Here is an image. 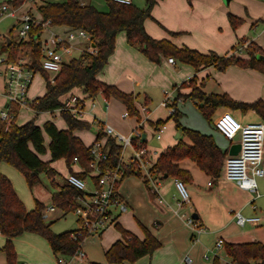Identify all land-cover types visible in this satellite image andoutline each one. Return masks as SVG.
I'll return each instance as SVG.
<instances>
[{
    "label": "crops",
    "instance_id": "crops-1",
    "mask_svg": "<svg viewBox=\"0 0 264 264\" xmlns=\"http://www.w3.org/2000/svg\"><path fill=\"white\" fill-rule=\"evenodd\" d=\"M3 2L13 5L10 0H3ZM80 2L83 5H92L102 12H107L108 10L106 4L104 5L105 8L99 6L98 0H80ZM138 2L140 5L139 7L144 6V4L142 6L140 0H138ZM40 4L41 3H36L35 5H31L30 8H28L26 4H20L15 7L20 10V7L23 8L26 6L32 12L33 9H37ZM230 14L241 19V22L235 28L231 26L229 21L228 16ZM33 15L35 16V13H33ZM15 18L17 23L12 28H16L19 24L18 16L16 15ZM54 27L52 26L51 28ZM144 28L152 38L166 39L178 48L186 47L205 54L213 51L218 55H225L234 52L237 56L247 58L248 55L245 52L238 50L232 51V48L238 45L240 39H245V44L252 42L264 50V0H157L151 9L150 17L144 20ZM9 32H12V29H10ZM41 33H45V30ZM7 37L9 39H14L12 36H0L1 52H4L2 46L4 42L7 41ZM41 37H43V35ZM17 39L14 40L17 41ZM84 43L85 42L80 43L79 47H77L79 49L77 56L81 54V51L87 48V46H85L86 43ZM169 57H172L175 63L168 62L167 59ZM36 73L39 72H35V74ZM101 74L103 77H101ZM96 77L102 82L114 85L122 92L134 94V107L137 112L136 114L129 113L127 118H122L121 114L127 111V108L121 101L109 97L107 98L106 107L103 100L105 98L101 92L94 96L87 97L81 89H71L69 93L76 94L84 100L85 113L83 116L76 118L87 121L90 124L89 128L92 124L97 126L92 142L97 139L99 131L103 133L102 127L104 124H109L119 132L128 133L136 124L140 104H144L149 108L148 121L143 130L146 134V138L151 140L153 137H151V139L149 138L147 127L151 129V135L154 136L153 129L156 125V121H164L165 130L169 119H171L169 116L157 115L153 118L151 116L153 111L155 112L163 107L160 104L163 98L160 101L158 100L161 97V91L164 92L166 88H172L173 93L172 95L170 94V98H172L179 113H182L178 104L180 101H185L186 98H188L185 97L184 94L189 93L192 87H179V85L191 78H194L196 86L200 87L202 91L207 94L225 93L233 100L242 102H253L259 99L264 101V74L255 69L242 68L238 65L231 64L223 70L218 69L214 65L201 66L196 70L191 64L180 62L174 56L165 55H161L159 60L154 62L148 59L138 48L130 45L126 40V35L123 31L117 33L114 50ZM0 79L2 86L0 97H4V99H1L0 101V109H3V107H8V103L5 98L3 75H0ZM43 84L44 88L41 95L45 92V80ZM155 89H158L160 92L158 97L154 95ZM68 94L64 95L62 99L64 100ZM98 96L100 99L97 101ZM180 96L183 97L180 98ZM33 97L36 98L37 96ZM162 97H164L163 94ZM112 103L116 104L114 105L116 109L119 108V121L109 111L111 106L112 108L114 107ZM22 108L25 109L26 112H31L32 116H34L33 114L38 115V113H40H36L27 107H18L17 117ZM42 112L50 113L55 117V112L60 113V110L57 108L51 111ZM60 116L62 117L61 114ZM17 117V124H23L29 120L26 119L17 122ZM42 120L44 122L51 120L58 128H67L64 119L63 121L66 128L59 126L52 118L46 117ZM181 120L182 118L180 117L179 121L182 125L190 127ZM218 120H222L229 128H236L250 122L263 121V119L253 110L243 112L240 109H231L225 106L217 107L211 117L210 124L213 131L210 135L213 136L217 145L226 152V157L230 155V152L235 151L233 147L239 143V133H237L231 140L228 139L215 126V122ZM120 121L122 124L123 121L127 122V125L122 126ZM171 122V126H169L167 133L165 134L164 130L161 133L159 140V145H162L161 147L163 148L161 152L166 147L172 146L179 139H182L180 138L182 135L179 132L175 134L177 136H175L174 139L173 135L174 132H176L175 122ZM35 123L42 126V124L37 121ZM89 128L77 129L73 132L74 135L79 137L86 146L91 145L92 142H85V133H78V131L88 130ZM190 128L195 129L196 127ZM101 139L105 141L106 137L103 135V138ZM48 140L49 139H47V144ZM161 140H164L163 144H161ZM182 140L188 142L186 137ZM161 152L158 151L157 156ZM178 165L180 168L187 170L191 175V181L185 183L189 195V202L182 207L177 206L176 200L178 194L174 184L175 179L169 176L162 178L159 182V192L165 203H158L155 197L149 193V197L147 195L148 202L154 206V208L152 207L154 213L149 217H146L139 212L137 209L136 197L131 190L121 186L122 181L125 178L120 182L118 192L120 197L125 201L127 207L126 210L122 212L126 217L121 215L122 213L118 214L114 225L109 227L110 230H115L113 233L109 231L110 234L107 235V237L104 236L103 243L108 241L103 248L104 252L116 240L121 238V234L116 228V224L134 233L141 239L144 237L142 227H145L160 242V247H158L152 254L140 257L135 264H190L191 261L187 263L185 258L183 259L185 253H201L203 248L210 245V243H213L212 245H214L217 238H223L224 244L247 243L254 241L264 244V187L261 188L262 190L260 192L257 181V179L261 177L256 178L259 196L255 197L253 193L241 189L234 181L226 179L223 175V167L219 177L211 178L204 171L200 170L196 163L190 159H182L178 162ZM262 165L264 166V144ZM72 170L73 172L84 171L77 162L72 164ZM0 172L9 178L15 193L23 202L26 210L29 211L33 209L36 200L41 202L44 206L52 204V194H47L44 196L46 198H43L42 200L34 198V206L32 207V203L26 199L27 196L21 191V188L18 186L16 187L15 182L20 185L21 179H19V175H16L13 172L11 166L1 161ZM68 172L71 173L69 170ZM65 178L62 184H66ZM86 178L88 179L89 177ZM51 179L56 186V189L54 190L56 192L59 189L58 187L62 184L55 182L54 176ZM208 182L211 184L208 185ZM29 190L33 193V189ZM250 202L255 205L257 204L256 208H252ZM57 211L58 213H56ZM234 211H239L247 216L257 215L260 217V220L256 225L247 223L244 226H239L233 216ZM52 213L53 215H51ZM68 213L71 212L65 213L63 210L55 206V209L50 213L51 216H49V218L51 217V220H56ZM188 216H192L196 219L204 229L197 235V240L195 241H192L193 231L189 225L186 224ZM129 218H134L136 223L134 224L133 220L129 223L127 221ZM246 225H248L246 230H240L241 227H245ZM107 230L108 228L98 235L106 234ZM187 237H190L192 241L191 246L186 244L181 249H177L179 248L178 243L180 241L186 242ZM204 237H207L208 240L210 239L211 242L206 243L208 240L205 242L203 239ZM201 238L202 240H200ZM12 242L16 248L17 261L19 264H57V256L52 252L50 246L48 247L49 244L47 245L37 233L23 232L13 237ZM4 243L5 238L0 234V264H6L5 254L1 251ZM86 261L87 264L90 262L96 263L95 261H89L87 255ZM217 262L215 261V263L219 264L218 259ZM124 264H127V262Z\"/></svg>",
    "mask_w": 264,
    "mask_h": 264
},
{
    "label": "trees",
    "instance_id": "trees-1",
    "mask_svg": "<svg viewBox=\"0 0 264 264\" xmlns=\"http://www.w3.org/2000/svg\"><path fill=\"white\" fill-rule=\"evenodd\" d=\"M23 0H10L14 6H19ZM157 0H144V6L139 7L133 2L121 4L113 0H105L108 7L107 12L99 11L92 5H83L80 0H64L62 2H44L38 5L37 10L43 20L49 19L51 26H62L66 29H83L91 38L93 51L84 50L78 57H73L62 63L60 71L49 80L40 64L41 26L32 27L28 32V39L16 41L10 38L3 44V50L9 61H14L18 54L29 50V66L39 72L45 80V92L32 100V108L35 112L51 111L61 107L62 98L71 89H81L87 97L101 92L105 98L113 97L121 101L130 114H136L134 107L135 95L125 93L114 85L107 84L97 79L98 72L106 64L108 57L114 50L115 38L118 32L123 31L127 42L138 48L148 59L157 62L161 55L174 56L180 62L188 63L198 70L201 66L214 65L220 70L231 64L242 68H252L264 74V50L257 44L240 39L238 44L243 46V52L248 56L242 58L233 53L218 55L210 51L201 53L190 48H178L166 39H154L148 35L144 28V20L150 17L151 9ZM231 26L235 28L241 19L229 15ZM245 44V45H244ZM236 51V46L232 48ZM179 87H192L189 93L184 94L198 104V108L204 118L211 122L214 111L219 106L231 109H240L243 112L255 111L264 121V101L253 102L236 101L227 94H207L195 84V79L182 82ZM201 104V105H199ZM175 105V103H174ZM8 109L14 117L7 129L4 122L0 120V162L3 161L16 167L24 176L29 189L39 182V174L45 172L49 178H53L55 170L50 166L51 162L64 159L68 170L80 177L86 178L89 169V146L83 144L81 139L74 135V130L87 129L89 123L72 116L68 111L61 110L66 129L58 128L53 121H45L42 126L37 125L34 120L23 124L16 123L18 107L8 104ZM175 122L176 130L188 139L185 142L179 139L174 145L166 147L155 159L153 170L159 178L163 175L181 180L184 184L191 181L190 173L179 167L178 162L182 159H190L196 163L198 168L211 178L220 176L226 152L222 150L210 134L184 126L179 121V111L169 115ZM157 124H165L164 121H156ZM44 135L48 136V144L45 145ZM99 131L97 138H103ZM109 145L108 161L115 164L117 161L116 151L119 146L113 138L105 140ZM140 145L146 141L137 139ZM48 151L49 160H43L42 155ZM77 163L84 171L73 172L72 164ZM130 175L142 177L140 171L132 169L125 170L123 178ZM95 181V178H93ZM147 184L146 179H143ZM52 193V204L63 212H70L76 205L78 197L82 192L74 186L66 183L58 187ZM44 205L35 201L31 210H26L23 202L14 191L11 181L0 172V234L5 238L1 248L6 257V264H18L17 255L12 238L23 233L33 232L43 236L52 252L58 255H70L82 245L87 237L85 232L72 237L76 229L56 233L51 230L50 224L42 218ZM196 220V219H195ZM121 238L116 240L104 255L109 263L113 264H135L144 255L152 254L160 242L145 227H142L144 237L141 239L134 233L116 224ZM224 251L227 257L236 264H264V244L258 241L247 243H225ZM252 262V263H251ZM89 264H99L90 262Z\"/></svg>",
    "mask_w": 264,
    "mask_h": 264
},
{
    "label": "built area",
    "instance_id": "built-area-1",
    "mask_svg": "<svg viewBox=\"0 0 264 264\" xmlns=\"http://www.w3.org/2000/svg\"><path fill=\"white\" fill-rule=\"evenodd\" d=\"M55 2L56 0H23L22 4ZM121 4H131L132 0H113ZM17 7L6 3H0V19L3 16L15 17ZM19 24L15 31L20 37L17 41L24 40L28 35L29 30L35 26H41L43 29H51L49 19L37 20L31 11L18 15ZM49 35L41 40V68L46 73H53L49 77L53 81V77L60 71L63 62L67 61V57H71L73 52L72 41L80 38L88 45L85 50L92 52L94 49L91 44L90 35L83 29H65L64 35L55 31L49 30ZM84 51V50H83ZM7 54L0 51V75L4 77L5 98L8 104L18 105L19 108L27 107L33 110L32 100L27 98V91L32 82L34 71L30 66V59L25 60L22 56H17L14 61L7 59ZM168 62L175 63L172 57H169ZM164 97L161 105L167 108L169 115L175 113L176 106L170 98L168 91L163 92ZM105 98V97H104ZM107 107V98L103 99ZM93 105V103H92ZM60 111H68L74 117H81L85 113L84 100L76 94L69 93L62 101ZM34 111V110H33ZM35 112V111H34ZM37 113V112H36ZM149 108L146 105L140 104L139 114L136 124L128 133H122L115 130L109 124H104L102 131L104 137L113 138L119 146L116 151L117 161L115 164L109 163L108 152L109 145L101 138L95 139L89 147V169L86 171L87 178H80L72 173L66 177V183L74 186L82 192V196L78 197L76 205L70 209V212L76 217L77 227L76 232L72 233V237L81 235L85 232L88 235L99 234L104 230L113 226L116 222L117 215L126 210L125 201L120 197L118 186L124 179L125 170L132 169L140 171L142 178L146 179L149 187L148 191L152 194L158 203H165L159 192L160 178L156 171L153 170L155 159L149 147H154L149 144V139L146 138V144L140 145L137 139L142 140L144 127L148 121ZM129 112L125 111L121 114L122 118H127ZM14 117L10 109L5 108L0 110V120L4 122L7 129ZM215 126L228 138L232 139L239 133V150L235 155H228L223 163V175L226 179L234 181L241 189L247 190L259 196L257 190L256 178L264 176V166L262 165L263 144H264V122H250L240 125L236 128H229L222 120L215 122ZM164 124H157L154 127V136L152 139L160 140L161 133L164 130ZM74 162H77L74 159ZM95 178V181L93 180ZM92 179V180H91ZM178 198L176 204L182 207L189 202V195L185 184L178 179L174 180ZM208 185L211 183L208 182ZM252 208L256 205L250 202ZM55 209L53 204L45 205L42 209V218L45 220L50 213ZM233 216L239 226L245 224H258L260 217L257 215H243L239 211H234ZM186 224L193 231L192 241L197 240V235L204 229L192 216H188ZM85 240V239H84ZM224 247V239L217 238L214 243L215 249ZM85 252L81 245L76 251L70 255H58L56 258L57 264H87L85 263ZM185 261L189 263L191 259L185 257ZM252 263V262H251ZM225 264H236L233 261Z\"/></svg>",
    "mask_w": 264,
    "mask_h": 264
},
{
    "label": "rangeland",
    "instance_id": "rangeland-1",
    "mask_svg": "<svg viewBox=\"0 0 264 264\" xmlns=\"http://www.w3.org/2000/svg\"><path fill=\"white\" fill-rule=\"evenodd\" d=\"M62 1H64V0H56L55 2H62ZM140 1L142 2V6H143L144 0H140ZM1 2H3V0H0V3ZM98 2H99L98 3L99 6H101L102 8H105V6H104L106 4L105 0H98ZM132 2L134 4L140 6L138 0H132ZM25 4L28 8H30V6H31L30 3H25ZM26 6L23 8L20 7V10H18V8H17L16 15L18 16L21 13H25V12L30 11ZM32 12L35 13V17L37 20L42 19L40 13L38 12V10L36 8H34ZM16 23H17V20L15 17L3 16L0 19V36H12L14 39L20 38L17 35V32L15 31L16 28L15 27L12 28L13 26L16 25ZM10 29H12V32H9ZM49 30L55 31V32L60 33L62 35H64V31H65L64 27H62V26H55L54 28H51ZM49 30L46 29L45 33L40 34L41 40H44V38L49 35V33H50ZM42 35H43V37H41ZM27 39H28V35L25 37L24 40H27ZM80 43H83V40L80 38H77L74 41H72L71 45H75L76 47L73 46V52L71 53L72 55H71V57L66 58L67 61L73 57H78L77 55H78L79 49L77 47H79ZM85 46H87V48H88L87 44H85ZM236 50L243 51V46L241 44L236 45ZM82 52L83 51H81V53ZM29 53L30 52L28 49H24L18 54V56H22V57H24L25 60H29L30 59ZM48 75L50 77L51 75H53V73H49ZM101 77H103L102 74H101ZM43 83H44V78L42 77V75L40 73H36L32 79V82L29 86V89L27 91V98L29 100H32L34 98L33 96H39L42 94V91L44 88ZM1 87L2 86H1V79H0V90H1ZM164 91H168L169 94H171V95L173 93L172 88H166ZM162 94H163V91H161V97H160V99H158L159 101L163 98ZM154 95L157 97L160 95V92L158 91V89H155ZM181 97H183V96H180V98ZM1 99H4V97L3 98L0 97V101H1ZM99 99L100 98L98 96L97 101ZM110 104H111V102H110ZM112 104H113V106L116 105L114 103H112ZM16 106L19 107L18 105H16ZM178 106L182 112V113H179V120L181 117L182 118L181 121L185 124H188L190 127H196L195 129H197L203 133H206V134L212 133L213 129H212V126L210 124L211 122H208L204 118V116L202 115V113L200 112V110L198 108V104H196L195 101L191 100L190 98H186L185 101H180ZM153 107H152V109H153ZM3 109H5V108L3 107ZM110 109H109V111L118 120L119 119V117H118V112H119L118 109L119 108L116 109L115 106L113 108L111 106ZM33 115L34 116H32L31 112L30 113L26 112L25 109L22 108L19 111V114L17 117V122H21L23 120L29 119V120H34V122L37 121L38 123L43 124L44 121L42 119L48 117V118H52L59 126L66 128V125H65L62 117L60 116L59 112H55V117H53L50 113H46V112H40V113H38V115H36V114H33ZM157 115H162V116L167 117V116H169V112H168L167 108L162 107V108H159L158 110H156L155 112L153 111V113L151 114L152 118L154 116H157ZM29 120H27V121H29ZM171 121H174V120L172 118L169 119L168 125H166L167 128L164 130L165 134L169 130V126H171V123H172ZM120 124L122 126H125V125H127V122L123 121V124H122L120 121ZM147 126H148V124H147ZM147 129L149 132L148 133L149 138L151 139V137H153V135H151L152 131L149 127H147ZM95 130H97V126L95 124H92V126L88 130L78 131V133L84 132L85 133V136H84L85 142L90 143L93 140ZM177 132H178L177 130H176V132H174V135H173L174 139L176 136L175 134ZM173 137H172V140H173ZM180 138L183 139L184 137L181 136ZM47 139H48V137H47V135H45V145H47ZM163 142H164V140H161V144H163ZM161 146L159 145L157 147L156 146L149 147L150 150H152V151L156 150V153L153 154L154 159L157 158V152L158 151L161 152V150L163 149ZM42 158L44 160H49V152L46 151L42 155ZM50 165L55 170V175H54L55 182L62 184L64 182V178L67 177V175L69 174L68 168L65 164V160L64 159L54 160L51 162ZM9 166H11V168L13 169V172L16 175H19L18 177H19V179H21V184L18 185V183L15 182V185H16V187L18 186L21 188V191H23L25 196H27L26 199L32 203V207L34 206V198H38V199L42 200L43 198H46V197H44L45 195L52 194L53 191L56 189V186H55V184H53L52 179L49 178L45 172H41L39 174V182L32 188L33 193H31L22 173L16 167H14L12 165H9ZM257 181L259 184V191L261 192V190H262L261 188L264 187V177L258 178ZM121 186L123 188L130 189L131 192L134 194V196L136 197V200H137L136 201L137 202V209L139 210V212L142 215L149 217L152 215V213H154V211H153L154 206H152V204L149 203L148 199H147V195L149 197V192H148L149 187L147 184H145L142 177H138L136 175H130L128 177H125V179L122 181ZM138 202H139V204H138ZM53 213L51 215H53ZM56 213H58V211ZM51 215H49V216H51ZM121 215L126 217V215H124V213H122ZM131 220L134 221V224L136 223V220L134 218H129L127 221L130 223ZM44 221L46 223L50 224V228L54 232H61L63 230L73 229V228L77 227L76 218L71 213H68L64 216H61L56 220H51V217L50 218L48 217ZM247 227H248V225H246L245 227H241V228L239 227V228H240V230H244V229L246 230ZM114 230L113 229L110 230L108 228V230L106 231V234H103V235L92 234V235H88L85 238V240L83 241V243L81 245V248L85 252V255H87L89 261H95L96 263H99V264H113V263L107 262V260L104 256V249L103 248L105 247V245L107 244L108 241L107 242L105 241L106 243L105 242L103 243V240H104V236L107 237V235L110 234L109 231H111V233H113ZM202 235H201V237H202ZM38 236L41 237L46 242V244L48 245L47 240L43 236H41L39 234H38ZM111 238H112V236H111ZM203 239L205 242L208 240L207 237H204ZM200 240H202V238ZM210 242H211V240L209 239L206 243H210ZM186 244L188 246H191L192 241H191L190 237H187L186 242L180 241L178 243L179 248H177V249H181ZM212 244L213 243H210V245L203 248L201 253H185L183 259L185 257H189L191 259L190 264H203V263L204 264L205 263L217 264L218 263L217 259L219 261V264H225L226 262H229L230 258H228L226 256L225 251H224V247H222L220 249H215L214 245H212ZM48 247H49V245H48ZM15 251H16V248H15ZM215 261L217 263H215ZM17 263L19 264L18 261H17ZM85 263H87L86 258H85Z\"/></svg>",
    "mask_w": 264,
    "mask_h": 264
},
{
    "label": "water",
    "instance_id": "water-1",
    "mask_svg": "<svg viewBox=\"0 0 264 264\" xmlns=\"http://www.w3.org/2000/svg\"><path fill=\"white\" fill-rule=\"evenodd\" d=\"M7 42H10V39L7 37ZM177 136V135H176ZM142 140L143 141H146V134L145 133H143L142 134ZM149 144L150 145H152V146H159V142L158 141H156L155 139H151L150 141H149ZM239 147H240V145H239V143H237L234 147H233V149H235V151H232V152H230V154L231 155H235V154H237V152H238V150H239ZM167 177V175L165 174V175H163V178H166Z\"/></svg>",
    "mask_w": 264,
    "mask_h": 264
}]
</instances>
